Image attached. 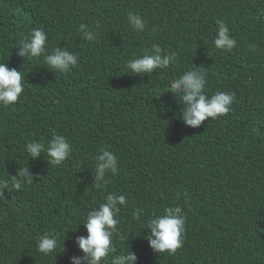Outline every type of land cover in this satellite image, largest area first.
Returning a JSON list of instances; mask_svg holds the SVG:
<instances>
[{
  "label": "trees",
  "instance_id": "obj_1",
  "mask_svg": "<svg viewBox=\"0 0 264 264\" xmlns=\"http://www.w3.org/2000/svg\"><path fill=\"white\" fill-rule=\"evenodd\" d=\"M130 11L144 18L143 31L129 25ZM218 19L237 41L231 51L214 46ZM81 23L97 39H83ZM41 27L45 54L19 56L18 42ZM153 44L175 61L150 76L127 72L126 61ZM64 46L79 64L53 72L44 55ZM0 62L24 83L14 105L0 106V177L22 166L33 173V183L0 198V264H71L83 255L75 242L87 235L83 220L109 193L126 197L118 228L129 241L114 235L113 243L117 254L130 247L136 264H264V0H0ZM196 67L209 97L235 99L227 115L192 127L170 83ZM55 134L71 155L58 166L46 153L31 159L26 143ZM101 148L118 156L119 174L96 189ZM173 205L187 217L183 247L156 253L147 221ZM44 232L65 239L64 250L39 253Z\"/></svg>",
  "mask_w": 264,
  "mask_h": 264
},
{
  "label": "clouds",
  "instance_id": "obj_2",
  "mask_svg": "<svg viewBox=\"0 0 264 264\" xmlns=\"http://www.w3.org/2000/svg\"><path fill=\"white\" fill-rule=\"evenodd\" d=\"M128 23L131 28L140 32L146 27L144 18L138 12L127 13ZM217 30L214 37V46L217 49L231 51L236 45V39L231 35L230 29L223 20H217ZM98 26V25H97ZM80 36L88 41L97 39L95 31L87 24L81 23L77 29ZM18 55L28 59H35L46 52L48 34L44 28H33L27 39L19 42ZM174 53H167L159 44H153L151 49H144L141 54H136L125 63V69L130 74L149 76L156 69H164L175 61ZM79 64L77 53L67 46L56 47L44 55V65L53 72L70 73ZM207 73L201 68H191L170 83V91L177 101L182 104V120L192 127L200 126L207 118L216 119L230 112V106L235 99V93L217 91L210 97L205 89ZM24 89L22 71L9 67L7 63L0 62V106L14 105L20 98ZM72 146L68 139L61 134H55L47 143L31 140L26 143L25 151L31 159H36L41 154L47 155L51 165L62 164L71 155ZM94 186L101 189L108 183V176L119 174L118 156L105 148L99 149L95 156ZM33 183V173L29 166H22L16 175L0 177V198L8 193L20 191L25 184ZM121 206L127 207L126 197L123 194L109 193L86 215L82 224L87 235L75 237V242L83 255L70 257L71 264H105L110 257L111 264H136L137 254L130 247L117 254V247L113 243L114 235L121 241L129 238L118 228V216ZM141 213L137 211L134 218L139 220ZM186 214L180 205L167 206L158 215L153 214L147 221L150 247L156 253L174 255L177 249L183 247V233L185 232ZM62 243V249H61ZM65 239L61 242L58 234L44 232L36 242V250L43 256L64 250ZM60 249V251H57Z\"/></svg>",
  "mask_w": 264,
  "mask_h": 264
}]
</instances>
